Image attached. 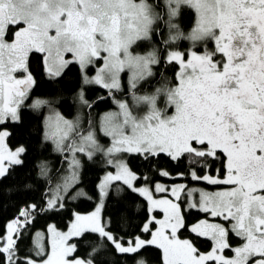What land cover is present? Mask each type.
I'll return each instance as SVG.
<instances>
[{"label": "snow or ice", "instance_id": "1", "mask_svg": "<svg viewBox=\"0 0 264 264\" xmlns=\"http://www.w3.org/2000/svg\"><path fill=\"white\" fill-rule=\"evenodd\" d=\"M185 7L195 13L186 36L173 22ZM164 16L169 30L164 47L187 39L192 48L186 53L169 50L163 57L165 63L179 65L175 86L164 85L152 93L137 95L138 85L154 75L153 66L161 58L155 47L145 54L136 53L134 48L140 42L154 40ZM208 41L214 42L213 51L206 46L201 53L193 50ZM34 53L40 54L49 78L61 77L73 63L79 65L81 106H93L85 99L84 86L99 85L108 90L118 108L101 118L100 131L112 139V146L106 151L97 143L95 131L89 130L85 135L79 131L77 121L59 117L63 127L45 133L57 152L72 155L69 175L39 212L64 207L61 190L67 191L79 178L77 152L89 159L97 151L110 157L137 154L144 159L166 154L178 160L187 155L203 168H210L211 162L223 157L222 176L221 169L216 170V175L206 172L201 176L195 171L190 175L193 180L225 187L205 192L176 185L171 189L176 202L156 200L147 187H135L137 175L126 162L119 161L115 174L107 173L98 186L99 194L103 199L113 182L122 181L130 191L147 197L150 212L160 208L163 219L153 215L142 225V232L151 233L150 239L118 238L103 224L98 205L88 215L75 214L68 232L56 231L49 225L55 239L51 252L36 244L40 260L28 255L21 258L17 255L21 230L32 222L38 207L31 204L19 210L7 225V236L0 238V253L6 254V264H105L103 259L74 257L77 247L70 238H82L88 232L98 234L119 254H135L155 245L162 250L163 264H264V0H163L162 4L160 0H0V124L8 118L19 120V108L35 84L28 69ZM217 54L222 59L216 60ZM90 66L95 67L91 77L87 74ZM18 70L27 75L16 79L13 73ZM125 71L129 73L131 106L115 99V93L122 88L121 73ZM161 95L166 97L165 109L157 107ZM41 103L44 102L38 100L30 106ZM140 105L148 106V112L134 115L133 108ZM168 109L173 110L171 115L167 114ZM8 135L7 131H0V183L23 164L19 158L25 151L23 147L7 153L2 150ZM45 170L46 166L42 167V174ZM156 191L167 189L157 184ZM197 191L198 202L194 198ZM182 193L189 198L187 208H196L222 223L202 219L188 228L180 202ZM185 228L195 238L210 239L211 251L201 253L193 239H181L179 233ZM230 234L242 243L232 247ZM225 249L231 250L233 256L225 257ZM92 251L97 253L98 249Z\"/></svg>", "mask_w": 264, "mask_h": 264}, {"label": "trees", "instance_id": "2", "mask_svg": "<svg viewBox=\"0 0 264 264\" xmlns=\"http://www.w3.org/2000/svg\"><path fill=\"white\" fill-rule=\"evenodd\" d=\"M160 2L162 4L163 0H160ZM166 19L167 17L164 16L158 23L159 32L152 42H140L134 48V51L141 53L151 51L155 47L161 58V62L153 66L154 75L138 85L137 95L152 92L159 86H175V74L179 65L175 62L171 64L165 63L163 57L166 56L169 50L174 49L186 53L192 48L191 41L187 39H178L169 48L164 47L163 41L169 37V30L164 23ZM194 19V11L185 7L182 9L180 17L173 22L179 25L180 30L186 36L193 26ZM205 46L209 51L215 49V44L212 41H208L206 45L203 42L199 43L195 49L198 53H201L204 51ZM41 59L38 53L32 54L29 59L28 69L35 80L30 93L35 97L44 98L46 103L53 106L56 112L63 117L77 118L79 116V131L89 128L90 121L91 126L94 125L101 112L112 111L116 108V104L109 95L104 97L102 101L96 99L108 92L99 85L84 86L85 99L92 102L93 106L91 108L81 106L78 95L81 91L82 83L79 65L73 63L64 71L61 77L49 78L45 73ZM215 59L220 60L222 56L217 54ZM93 73L94 69L90 66L87 74L90 77ZM126 73V71L121 73L122 88L115 93V99L123 98L129 102L132 96L128 91ZM159 101H162L161 96ZM30 105V103L24 102L19 108L18 121L7 119L0 124V128H6L9 133L6 136L7 145L10 148L20 145L25 149L20 154L23 164L16 166L11 171L8 179L0 183V235L4 233L6 222L15 218L19 210L25 208L26 205L36 204L38 207L34 211L33 217H31L32 222L21 230L22 238L18 241L17 255L21 258L28 255L35 259H40V257L36 256L35 251L36 232L45 230L49 223H53L56 227L63 229L67 227L75 212H86L93 209L98 198V181L101 174L109 166L99 151L95 152L91 159L88 156L81 155L78 169L79 178L72 187L81 188L84 195L72 197L69 191L63 197V208H58L55 211L39 212L38 209L45 206L53 185L59 179L63 168H65L68 156L67 153L61 154L57 152L54 143L50 139L45 138V103L38 107H31ZM158 107H164V105L162 104V106ZM168 111L170 112L171 109H168ZM124 159L128 167L137 174L136 184H153L156 181L172 183L184 180L187 183H202L207 187L213 188L215 186L207 182L193 180L190 173L195 171L197 175L201 176L206 172L216 175V170L221 169L220 174L221 176L223 175V157L219 161L211 162L210 168H203L200 164L193 163L187 155L182 156L178 160H173L166 154L144 159L137 154L124 153ZM44 166H46V170L42 174V167ZM163 172H167L168 175H163ZM117 188H120L119 192ZM181 206L184 210L183 214L188 228L194 221L209 217L196 208H185L183 204ZM154 212L156 215L160 214L157 210ZM149 215L147 200L141 194L130 191L126 185H123L122 181L112 183L109 188V194L104 197L101 210L102 221L108 230H111L114 235L124 241L135 236L148 238L151 233L142 232L141 229L142 225L148 220ZM188 228L181 230L179 233L180 238L193 239L199 251L210 249L212 246L210 239L204 237L195 238ZM230 241L236 245L242 243L240 238L234 234H230ZM43 242L46 246L48 245L46 234H44ZM70 242L77 247L74 256L85 260L90 258L103 259L105 264L163 263L162 250L155 245L146 246L135 254H119L114 252L102 237L91 232L84 234L82 238L72 237ZM93 248H97L98 252L93 253ZM225 251L231 252L229 249H225ZM5 255L0 253V264H6Z\"/></svg>", "mask_w": 264, "mask_h": 264}, {"label": "rangeland", "instance_id": "3", "mask_svg": "<svg viewBox=\"0 0 264 264\" xmlns=\"http://www.w3.org/2000/svg\"><path fill=\"white\" fill-rule=\"evenodd\" d=\"M135 52H136V53H140V52H137V51H135ZM147 52H149V51H144V52H141L140 54H145V53H147ZM67 58H70V56H68ZM185 58H187V57H185ZM99 63H102V61H100ZM92 67H93V66H92ZM93 69H94V73H93L91 76H94V75H95V67H93ZM178 70H179V66H178L177 71H178ZM177 71H176V72H177ZM126 72H127V71H126ZM126 74H127V75H126V76H127L126 81H127V83H128V80H129V73L127 72ZM13 75H14V77H15L16 79H22V78H24L27 74L24 73L22 70H18L17 72L13 73ZM91 76H90V77H91ZM127 87H128V86H127ZM159 87H161V86H159ZM154 91H155V90H154ZM154 91H152V92H154ZM152 92H149V93H152ZM161 97H162V101L160 102V101H159V98H158V101H157V107H158V106H162V104H163L164 107H159V108H161V109H165L166 97L163 96V95H161ZM38 100H39V101H43V102L45 103L44 134H45L46 132H55V131L57 130V127H58V126H59V127H63V123H62L61 120H59V117H62L64 120H68V121H77V122H78V125H79V121H80V117H79V116H78L77 118H74V117H73V118L63 117V116L60 115L58 112H56V110L53 108V106H51L50 104H47L46 101L44 100V98H41V97H35L33 94L30 93V91H29L28 98H27L24 102L30 103V104L32 105L35 101H38ZM116 100H124V99L122 98V99H116ZM125 101H126V100H125ZM127 102H128V101H127ZM128 103H129L130 106L132 105V97L130 98V101H129ZM160 103H161V104H160ZM41 104H43V103H41ZM41 104H40V105H41ZM159 104H160V105H159ZM40 105H39V106H40ZM115 111H118L117 106H116V108H115L114 110H112V111H108V112H115ZM172 111H173L172 109H171L170 112L167 111V114H168V115H171V114H172ZM108 112H104V113H102V114L100 115V117H98V118L96 119V122L94 123V125L91 126V129H90V128H86V129L82 130V132H83L85 135L87 134V132H88L89 130H94L95 133H96V140H97V143H98V144L101 146V148L104 149L105 151L107 150V148H109L110 146H112V139H111L110 137L104 135V133H103L102 131H100V128H101V118L104 116V114H106V113H108ZM147 112H148V106H146V105H140V106H136V107L133 108V114H134V115H137V116H143V115H145ZM8 119L12 120L11 118H8ZM0 131H7V130H6V128L2 127V128H0ZM128 131H130V130H128ZM73 139H76V140L78 141V140H79V137H78V136H74ZM50 140H51V139H50ZM51 141H52V140H51ZM52 142H53V141H52ZM54 145H55V144H54ZM20 147H22V146L18 145V146H16V147L10 148V147L7 145V143H6V137L4 138V145H3V149H2V150H3L5 153H7L8 151H15L17 148H20ZM99 152H101V154L103 155V157H104V159H105V161H106V163L108 164L109 167H108V168H107V169L101 174V177H100V179H99V181H98L97 187L101 184V182L103 181V179H104V177L106 176L107 173L112 172L113 174H115V172H116V163H117V162H119V161H124V162H126L125 159H124V153L115 154L114 156H111V157H110V156H106V155L104 154V151H99ZM71 155H72L71 153H67L68 160H67L66 163H65L66 166H65V168H63V171H62V173H61L59 179H58V180L55 182V184L53 185V187H52V189H51V194L55 191V189H56V187H57L58 184H59V185H63V182H64V181H63V178L69 175V173H70V169H69V163H68V161L71 159ZM81 155H85V156H87V155L84 154V153H79V152H77V153H76V158L79 160V162H80V156H81ZM19 158H20V157H19ZM109 159H112L114 162H113L112 164H109V163L107 162ZM134 173H135V172H134ZM135 174H136V173H135ZM136 175H137V174H136ZM133 183H134V185H135L136 188L147 187V188L150 190V192H151V194H152V196H153V199L160 200V199H166V198H167V199H172L173 202H176V198L173 197V196L171 195V189H172L174 186H176V185H185L186 188H193V189H197V190L202 189V190H204L205 192H215V191L219 190L220 188L225 187V186H215V187H213V188H210V187H207V186L203 185L202 183H187V182L184 181V180L174 181V182H172V183H165V182H162V181H156V182H154L153 184H147V183L136 184L135 181H134ZM73 184H74V183H73ZM73 184L71 185V187L68 188L67 191H63V190H61L60 195H61L62 197H64L69 191H70V196H72V197H75V196H78V195H84L83 190H82L81 188H78V187H72ZM157 184H159L162 188H166L167 191H166V192H157V191H156V185H157ZM51 194H50V196H51ZM139 194H140V193H139ZM50 196L48 197V199L50 198ZM142 196H143V195H142ZM143 197L147 200L148 208H150L151 205H150V202L148 201L147 197H146V196H143ZM194 198H195V200H196L197 202L199 201L200 196H199V192H198V191L195 193ZM103 200H104V198H103V199L101 198V196H100V194H99V187H98V198H97V200H96V204H95V206H94L93 209H91V210H89V211H86V212H75L74 215H73V217H72V219H71L70 222L68 223L67 227H65V228H63V229L56 227L53 223H49V224L46 226V229H45V230H40V231H37V232H36V236H35L36 244H42L46 252H51V245H52V241L55 239V236H54V234L49 230V225L54 226V228H55L56 231H59V232H68V230H69V228H70V226H71V224H72V222H73V220H74V218H75V214L88 215V214L92 213V212L96 209V207H97L98 205H101V210H102V203H103ZM180 202H181V204H183V207L187 208V202H189V198H187V197L182 193V194H181V198H180ZM155 210L159 211L160 214H159V215H156L155 212H154ZM154 211H153V212H150V211H149V212H150V215H149L148 220H149L153 215H155V217H156L157 219H163V218H164V213H163V211H162L160 208H156V209H154ZM100 216H101V213H100ZM13 219H14V218H12V219H10V220H8V221L6 222L4 233H3L2 235H0V238H2V237H6V236H7V234H8V232H7V225H8V223H10ZM202 219L209 220L210 222L222 223L221 220H219V219H213V218H211L210 216H209L208 218H202ZM202 219H199V220H202ZM101 220H102V217H101ZM148 220H147V221H148ZM199 220H196V221H194L193 223H191V224H190V227H191L192 224L197 223ZM147 221H146V222H147ZM102 222H103V221H102ZM103 224H104V223H103ZM155 227H156V226L154 225V226H153V230H155ZM37 234H41V235L38 236ZM44 234H46V239H47V243H48L47 246H46V245L44 244V242H43ZM141 238H143V237H141ZM150 238H151V236L148 237V238H143V239H150ZM181 239H185V238H181ZM187 239H188V238H187ZM231 244H232V247H236V246H238V245H236L235 243H231ZM212 247H213V242H212V246L210 247V249L205 250V251H200V252H201V253H207V252L211 251ZM35 251H37V249H36ZM223 255H224L225 257H231V256H233V253H232V251H231V252H227V251L224 250ZM74 257H77V256H74ZM32 258H33V257H32ZM43 258L46 259L47 256H44ZM33 259H35V258H33ZM35 260H40V259H35ZM162 264H163V263H162Z\"/></svg>", "mask_w": 264, "mask_h": 264}, {"label": "flooded vegetation", "instance_id": "4", "mask_svg": "<svg viewBox=\"0 0 264 264\" xmlns=\"http://www.w3.org/2000/svg\"><path fill=\"white\" fill-rule=\"evenodd\" d=\"M195 51H197V50L195 49ZM185 52H186V50H185ZM106 91H108V90L106 89ZM122 95H124V94H122ZM23 103H24V102H23ZM102 113H104V112H101V113L99 114L98 117H100V115H101Z\"/></svg>", "mask_w": 264, "mask_h": 264}, {"label": "water", "instance_id": "5", "mask_svg": "<svg viewBox=\"0 0 264 264\" xmlns=\"http://www.w3.org/2000/svg\"><path fill=\"white\" fill-rule=\"evenodd\" d=\"M108 95V92L106 94H104L103 96H100V97H106ZM97 99V98H96Z\"/></svg>", "mask_w": 264, "mask_h": 264}, {"label": "bare ground", "instance_id": "6", "mask_svg": "<svg viewBox=\"0 0 264 264\" xmlns=\"http://www.w3.org/2000/svg\"><path fill=\"white\" fill-rule=\"evenodd\" d=\"M157 87V86H156ZM109 106V105H108ZM97 109V108H96ZM67 115V114H66Z\"/></svg>", "mask_w": 264, "mask_h": 264}]
</instances>
